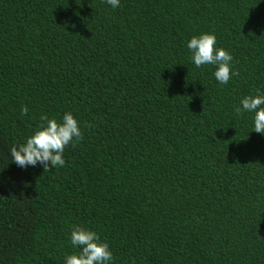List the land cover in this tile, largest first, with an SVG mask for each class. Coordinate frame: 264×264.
I'll list each match as a JSON object with an SVG mask.
<instances>
[{"label":"trees","instance_id":"16d2710c","mask_svg":"<svg viewBox=\"0 0 264 264\" xmlns=\"http://www.w3.org/2000/svg\"><path fill=\"white\" fill-rule=\"evenodd\" d=\"M214 33L238 75L190 60ZM264 0H0V264H64L74 225L114 264H264ZM27 107V114L21 109ZM71 112L65 165L10 149Z\"/></svg>","mask_w":264,"mask_h":264},{"label":"clouds","instance_id":"9594fccd","mask_svg":"<svg viewBox=\"0 0 264 264\" xmlns=\"http://www.w3.org/2000/svg\"><path fill=\"white\" fill-rule=\"evenodd\" d=\"M104 2L113 9L120 6V0ZM186 47L191 53L190 60L195 67L214 66L213 76L218 84L227 85L232 77L238 75L232 67L233 56L217 46L214 33L203 32L193 35L188 39ZM28 111L27 107L21 109L22 114H27ZM235 113L237 116L243 113L251 114L252 130L264 135V92L256 89L254 93L243 96ZM82 139L79 121L71 112H65L60 121L42 116L41 123L24 142L11 147L10 156L12 162L22 169L38 164L44 170L57 166L62 168L66 163L65 148ZM69 241L71 246L79 251L67 254L64 264H114L109 244L101 240L97 232L81 225H74L69 234Z\"/></svg>","mask_w":264,"mask_h":264}]
</instances>
